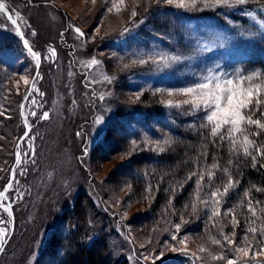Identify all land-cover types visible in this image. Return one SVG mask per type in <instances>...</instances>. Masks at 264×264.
Returning a JSON list of instances; mask_svg holds the SVG:
<instances>
[{"label":"rangeland","instance_id":"obj_1","mask_svg":"<svg viewBox=\"0 0 264 264\" xmlns=\"http://www.w3.org/2000/svg\"><path fill=\"white\" fill-rule=\"evenodd\" d=\"M247 2L205 9L203 0L195 8L178 7L180 0H0V42L11 46L1 47L0 62V264H54L48 243L82 191L90 195L91 229L98 234L105 227L109 254L118 261L264 264V191L213 204L195 187L185 203L162 199L159 213L146 221L141 216L156 206L158 192L147 197L130 177L132 163L162 177L133 158L171 148V129L183 124L181 117L206 116L187 105L167 106L192 99L178 90L198 75L219 64L264 86V70L253 59L264 21ZM162 7L186 12L172 32L156 24ZM205 10L224 13L227 23L202 17ZM161 55L180 59L168 67L139 63ZM107 136L113 139L108 147L102 143ZM198 220L212 229H191Z\"/></svg>","mask_w":264,"mask_h":264},{"label":"trees","instance_id":"obj_2","mask_svg":"<svg viewBox=\"0 0 264 264\" xmlns=\"http://www.w3.org/2000/svg\"><path fill=\"white\" fill-rule=\"evenodd\" d=\"M247 6L264 21V0H248ZM158 14L162 20L156 24L165 23L163 29L172 32L186 12L175 7H162L158 9ZM200 15L220 25L227 23L225 14H219L217 10H205ZM234 16L238 17L239 15L235 14ZM132 38L130 36L127 43ZM0 43L1 62L4 57L2 55L4 50L1 47L6 46L10 49L11 46H7L4 42ZM262 44L263 47H260ZM261 45L253 54V59L256 65L264 70V40ZM245 113L249 114L247 111ZM262 113H264V102L261 103L259 109L252 110V119H260L264 123ZM179 121L183 124L173 127L175 131L171 129L174 140H176L171 148L163 152L150 151L145 152V155L143 153L136 154L137 156L132 161L136 162L142 158L141 160L150 171L155 169L154 171L161 173L162 177L159 174H157L158 177H154L153 174L147 172L141 173L138 164L134 165L131 162V168L135 173L130 177L135 180H133L134 183L147 190V193H141L150 197L158 192L157 202L154 204L156 206L146 211L145 216L142 215L141 218L143 217L147 221L148 218H151L150 216L156 217L160 209L159 203L163 202L162 199H166V204H169L174 203L176 197V205L190 201L188 196L197 187V181L200 189L207 191L210 195L216 191L223 193L229 181H232L233 186L228 189L227 194L219 198L222 200L227 197L229 201L239 199L242 202L245 198L261 195L264 191V157L257 153L258 151L264 152V129H260L256 125H246V135L254 142L253 146L249 148L250 154L246 155L242 148L233 149L231 140L227 138V131L213 136L203 112L195 113L192 117L183 116ZM221 136L225 138L221 139ZM112 140L110 136H107L102 140V143L108 147ZM119 142L120 139L116 141L117 144ZM161 168L163 170L159 172ZM200 174L203 175V179H199ZM159 185H161L160 190ZM178 193L180 196L177 197ZM82 194L80 199L76 198L75 202L64 211L61 224L48 243L47 249L52 254L54 264H126V260L118 261L109 254V233L105 227L100 232L98 231V234L91 229L92 225L88 219L86 206V198H89L90 195L86 191H82ZM82 194L80 192L78 196ZM191 203L189 202L188 205ZM247 215L245 213L241 217L242 222ZM192 226L191 229L201 233H206L213 227L206 223L204 225L199 220Z\"/></svg>","mask_w":264,"mask_h":264},{"label":"snow or ice","instance_id":"obj_3","mask_svg":"<svg viewBox=\"0 0 264 264\" xmlns=\"http://www.w3.org/2000/svg\"><path fill=\"white\" fill-rule=\"evenodd\" d=\"M247 0H203V5L205 9H216L219 7H235L238 5H244ZM166 3L172 4L173 0H166ZM180 8H195L196 0H180L177 5ZM4 5L0 3V9H3ZM119 10V9H118ZM111 11V9H109ZM135 15V13H133ZM11 19V17H9ZM12 24H16V20H11ZM264 27V23L261 25ZM75 31L83 35L79 28ZM127 31V29H125ZM35 35V32L32 33ZM27 44V41L24 42ZM31 50V49H29ZM180 57L178 56H164L161 55L159 60H153L149 58L148 60H139L140 64L146 63H161L165 67L170 66L171 62L178 61ZM92 65L99 64V61L93 59L91 61ZM108 80V78H105ZM254 78L252 76H244L242 72H231L224 70V66L216 65V67L210 70L208 75H198L194 84L192 86H185L180 88L178 91L181 94L191 96L192 99L186 100L183 104H173L171 101L167 102V106L173 108H181L187 105L192 111H205L207 124L211 127V134L217 136L220 134L221 130L227 129V138L231 140L233 149L242 148L243 152L247 155L249 153V148L252 147L251 141L248 140L247 135H245V125H256L260 129H264V123L260 119H252V110L259 109L262 102L261 96L264 95V86L260 84H253ZM25 82L27 78L25 77ZM110 82V80H109ZM245 84L248 86L245 87ZM99 99L103 100L104 96L101 95ZM245 111L249 114L245 115ZM34 114V113H33ZM264 115V113H262ZM48 113H43L42 118L46 119ZM99 123V121H98ZM237 135L243 137L242 140H237ZM221 136V139H224ZM135 143V142H133ZM159 143V142H157ZM167 143V141H165ZM159 151L163 152V148H159ZM258 155L264 157V152L257 153ZM131 155V153H128ZM199 179H203V175H199ZM233 186V182L229 181L227 187L224 188L223 193L216 191L211 193V203L218 204L219 198L227 194L230 187ZM11 188V184L7 185ZM199 182L197 181V190H199ZM0 200H3V195L0 194ZM193 211H195V205H193ZM249 211H253L251 203L249 202ZM214 215L218 214L214 211ZM254 214V213H253ZM236 221L233 218V224ZM176 229L180 228V224H177ZM255 232L256 229H251ZM0 233H3V229H0ZM227 239V237H225ZM239 252H245L246 249L240 248ZM228 264H232L231 261Z\"/></svg>","mask_w":264,"mask_h":264}]
</instances>
